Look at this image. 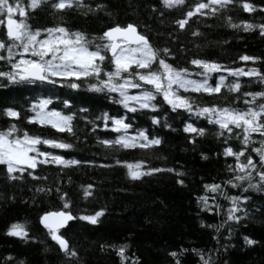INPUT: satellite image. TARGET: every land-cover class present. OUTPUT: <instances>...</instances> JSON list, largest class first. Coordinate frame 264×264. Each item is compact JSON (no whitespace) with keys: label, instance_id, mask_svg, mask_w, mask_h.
<instances>
[{"label":"trees","instance_id":"obj_1","mask_svg":"<svg viewBox=\"0 0 264 264\" xmlns=\"http://www.w3.org/2000/svg\"><path fill=\"white\" fill-rule=\"evenodd\" d=\"M29 2L20 0L22 6ZM58 2L41 0L35 9L26 7L24 18L18 14L13 18L17 21L24 19L32 30L43 32L46 28L59 26L70 32H81L85 40H91L93 45L101 42L95 38L109 28L131 24L154 49L167 48V62L174 67L187 68L195 73L200 69L190 60L200 58L231 69L247 71L248 68H256L264 74V36L260 35L259 27L247 32L243 30L244 24L264 25V11H261L264 0H242L254 7L255 10L249 12L237 3H230L215 13L201 10L206 14L197 13L187 18L184 29L177 26L176 20L184 18L183 14L197 0H184L183 4H174L167 9L161 0H79L83 7L78 6L77 0H72V7L53 8L52 4ZM97 4L104 5L103 9H97ZM229 21L240 27H229ZM6 23V19L0 23V40H7ZM193 32L199 35L194 36ZM160 54L163 55V52ZM241 56L255 59L242 61ZM0 70H9L3 61H0ZM215 76L217 73L209 81L213 86ZM234 79L241 84L238 93H230L222 87L221 94H215V97L191 92L180 94L192 96L200 103L246 109L248 105L244 100H251V97H234L243 92L264 90V84L257 77L235 78L228 75L225 84ZM52 92L55 95L50 98L56 105L68 99L69 103L75 101L76 108L89 107V112H75L72 121L74 135L56 133L50 127L25 122L24 118L32 115L26 111L30 104L37 97L44 98ZM0 98H5L7 104L20 112V118L16 120L0 116V130L9 123H15L32 135L57 136L73 147L46 150L66 160L79 161L68 167L41 165L34 172L40 177L38 179H32L26 173H14L21 178L8 180L4 166L0 165V264H121L116 250L125 244L127 259L124 264H133V260L137 264H176V259L180 264H202L201 256L209 264H264V192L249 189L242 193L223 183L232 175L226 168L233 163V158L221 153L228 145L241 147L235 135L225 145L223 137L215 135L218 131L215 125L202 118H189L188 113L177 116L157 97L161 105L157 117L159 125H151L150 119L139 113L127 115L133 116L134 125L148 133H155L161 140L160 145L147 151L112 150L98 145L97 137H114L116 134L103 130L102 121H96L95 131L86 122L95 119L100 109L124 113L119 105L110 104L102 94L38 85L0 89ZM262 102L264 100L258 97L253 106ZM165 113L168 115L165 116ZM165 120L170 127L163 126ZM185 122L204 127L205 134L195 136L194 133H185ZM129 133L132 134L133 129H129ZM193 136L195 139L189 143ZM251 139L256 141L252 146L259 148V141L264 137L253 133ZM202 154L207 158L202 159ZM137 162H141L142 170L147 167L172 168L174 171L156 172L132 180L124 165ZM175 171L184 175L177 177ZM177 179L183 183L177 184ZM258 179L255 177L252 182L256 183ZM213 183L220 184L230 196L249 198L245 202L249 207L237 214L241 217L239 222L227 221L225 209L231 205L226 199L204 190L205 184ZM243 187L248 188L247 182H243ZM85 190L89 193L87 196ZM201 196L208 197L207 209L204 208V201L199 199ZM65 202L69 204L68 209L63 208ZM60 210L70 211L77 217L95 215L98 211L103 213L95 225L76 219L63 231L57 232L58 235L63 234L69 248L76 252V256L70 259L65 257L40 223V217L46 212ZM12 224L22 225L27 236L23 239L8 236L6 233ZM216 226H219L218 231ZM245 237L255 243L246 244ZM181 249L184 250L182 254ZM170 252L178 253L177 258L170 256Z\"/></svg>","mask_w":264,"mask_h":264},{"label":"snow or ice","instance_id":"obj_2","mask_svg":"<svg viewBox=\"0 0 264 264\" xmlns=\"http://www.w3.org/2000/svg\"><path fill=\"white\" fill-rule=\"evenodd\" d=\"M41 0H30L26 6L20 4V0H0V23L6 19L5 33L7 40H0V61H3L9 69L0 70V89H11L13 86L35 87L38 85H49L53 89L62 88L78 92L80 89L92 94H102L112 105H119L124 110L122 114L119 110L115 113L99 110V115L93 120L86 122L92 125L95 131L96 121H102L103 130L115 133L114 137L99 138L97 144L104 148L116 149H141L151 150L160 145L161 140L155 133H148L138 125H134L133 116L128 113L140 116H147L151 125L157 126L160 120L157 118L160 113V101L168 105L172 113L177 116L182 113H188L189 118L197 117L207 121L210 125H215L218 131L217 137H223L225 145L233 135L239 138L241 147L225 146L222 155L232 157L233 163L228 164L226 170L232 173L231 177L223 181L224 184L234 189H239L242 193L249 189L256 192H264V139L259 141L260 147H254L256 141L251 139L253 133L264 137V102L253 106L257 98L264 100V90L259 92H243L234 97L240 99L241 96L251 97V100H244L248 105L246 109H238L229 106H220L215 103H200L192 96L181 95L180 93L206 94L215 97V94H221L222 87L230 93H238L241 84L237 79L225 84L226 77L218 75L214 86L209 84L211 73L226 72L228 76L239 78L257 77L261 84H264V74L257 71L256 68H248L245 71L242 68L231 69L215 62H210L200 58L190 60V63L200 71L195 73L187 68H177L167 62L169 50L154 49L144 35L137 33L136 28L129 24L126 27L115 26L104 31L103 34L95 39L100 43L92 44L91 40H85L81 32H70L64 27H50L43 30H32L24 19L17 21L14 15L19 17L26 16V7L35 9L39 6ZM83 7L84 5L79 4ZM164 8H171L174 4H183L184 0H161ZM230 3L239 4L245 12L254 11V7L242 0H197L194 6H189L183 14L184 18L176 20L180 29H184L187 18L192 17L201 10L207 9L210 13L217 12L220 8L226 7ZM72 7V0H59L53 3V8L64 9ZM97 9H103L104 5L97 4ZM264 11V9H261ZM206 14V13H201ZM229 27L239 28L240 25L229 21ZM254 27L260 28V35L264 36V25L244 24V31H251ZM192 35L198 36L199 33L193 32ZM119 37V41H117ZM91 45V47H90ZM128 45H135L128 47ZM161 51L163 55H161ZM255 58L241 56L240 60L249 61ZM199 77V79L193 78ZM137 90L130 94V90ZM55 95L52 92L44 98L37 97L34 103L26 109L32 115L24 118L27 124H35L40 127H50L56 133H68L74 135L72 121L75 112L86 113L90 109L87 106L75 107V101L69 103L68 99L54 104L50 98ZM153 101H156L153 103ZM52 107H49V106ZM59 107V110H57ZM65 109L67 113H65ZM179 110V111H178ZM154 113L155 115H148ZM165 116L168 114L165 113ZM0 116H6L12 120L20 118V112L12 105L5 102V98H0ZM81 119H85L83 116ZM138 119V117H137ZM164 127H170L165 120ZM133 129V133H129ZM175 129H173L174 131ZM183 131L185 133H194L195 136H203L205 128L202 126H193L192 123L185 122ZM227 133L228 135H225ZM193 136L189 143L195 139ZM43 146V147H41ZM73 145L66 143L57 136L32 135L28 131L18 127L15 123H9L6 128L0 130V165L4 166L8 180L20 179L14 173H26L32 179L40 178L34 175L35 170L46 164H55L62 167L76 165L79 161L72 159L66 160L61 155L55 154L46 149L68 150ZM252 153L256 155L253 156ZM202 159L207 157L202 154ZM119 163V162H118ZM128 176L132 180H139L142 176L150 175L156 172H173L172 168H147L141 170V162L135 164L126 163ZM107 167V165H101ZM32 170V171H29ZM177 177L184 174L175 171ZM258 177L256 183L253 179ZM243 182H247L248 188L243 187ZM177 184L183 181L177 179ZM204 190L217 194L226 199L231 207L225 209L227 221L239 222L241 217L239 212L245 211L249 205L247 196H230L221 189L220 184H205ZM43 191V189H38ZM89 193L85 190V195ZM214 198V197H213ZM63 199V197H61ZM204 201V208H208V197L201 196ZM245 205V207H241ZM64 209L69 208V204H63ZM103 213L98 211L95 215H79L78 217L70 211L46 212L40 217V223L51 239L55 241L65 257L76 256V252L69 248L63 234H57V229L63 227L68 221L76 220L86 221L88 224L95 225L98 217ZM217 214H219V205H217ZM54 222H50L53 220ZM209 227H214L209 225ZM217 231L219 230V226ZM8 236L25 238L27 233L22 225L12 224L7 233ZM245 243L252 245L255 241L245 237ZM123 245L116 250L120 257L121 264L127 259ZM181 249V254L183 253ZM199 255V253H196ZM170 256L177 258L178 253L170 252ZM8 259H11L9 257ZM202 264H209L201 256ZM133 264H137L133 260ZM176 264L180 261L176 259Z\"/></svg>","mask_w":264,"mask_h":264},{"label":"water","instance_id":"obj_3","mask_svg":"<svg viewBox=\"0 0 264 264\" xmlns=\"http://www.w3.org/2000/svg\"><path fill=\"white\" fill-rule=\"evenodd\" d=\"M137 31V30H136ZM138 33V32H137ZM119 37H117V41H119ZM135 45H128V47H134ZM73 220H71V221H68L63 227H60V228H58L57 229V232H60V231H63L67 226H68V224L69 223H71ZM50 222H54V219L53 220H50ZM42 225V224H41ZM42 227H43V225H42ZM47 230V229H46Z\"/></svg>","mask_w":264,"mask_h":264},{"label":"rangeland","instance_id":"obj_4","mask_svg":"<svg viewBox=\"0 0 264 264\" xmlns=\"http://www.w3.org/2000/svg\"><path fill=\"white\" fill-rule=\"evenodd\" d=\"M213 74H214V73H211V74H210V75H211V78H212ZM218 75H224V76L226 77V76H227V73H226V72H221V73H217V76H218ZM217 76H215V79H216ZM209 81H210V79H209ZM209 84H210V82H209ZM136 91H137V90L132 89V90H130V94H134ZM141 170H142V169H141ZM142 171H143V170H142Z\"/></svg>","mask_w":264,"mask_h":264}]
</instances>
